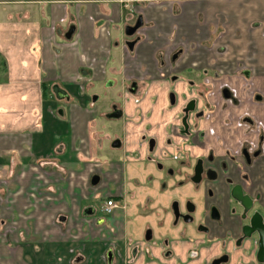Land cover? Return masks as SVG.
<instances>
[{
	"label": "crops",
	"instance_id": "obj_1",
	"mask_svg": "<svg viewBox=\"0 0 264 264\" xmlns=\"http://www.w3.org/2000/svg\"><path fill=\"white\" fill-rule=\"evenodd\" d=\"M190 100L210 106L184 149L213 156L207 233L171 225L165 174L145 162L151 138L171 158ZM102 119L119 126L112 156ZM245 142L250 165L226 155ZM256 215L264 226V0H0V264H264Z\"/></svg>",
	"mask_w": 264,
	"mask_h": 264
},
{
	"label": "flooded vegetation",
	"instance_id": "obj_2",
	"mask_svg": "<svg viewBox=\"0 0 264 264\" xmlns=\"http://www.w3.org/2000/svg\"><path fill=\"white\" fill-rule=\"evenodd\" d=\"M137 24H139V22H137L134 26H130L128 28L130 29L134 28ZM138 28L139 26L136 27V29L129 36H134ZM139 40L140 39L137 36V37H134V39L129 43L133 47V42H137ZM132 47H130V49ZM126 48L129 49V47H126ZM221 94L225 100H230L232 97V92L228 89H223L221 91ZM169 104L170 106L174 105V99H172V96H169ZM209 109H210V106L208 104H205L203 106V110L196 111L195 104L192 100H190L184 106L179 108L178 112L175 115L176 126L174 127V134L178 137V141L177 143H173L171 138L166 139V145L168 147H171L173 150V154L171 158L166 159V157H169V156L167 155L165 151H162L160 153V156L164 158L163 160L156 159V157H152V154L155 148V140L153 138L147 140V156H146L145 162H148V161L153 162L155 164L156 169L159 172L165 174V177L163 179L169 182H173L170 188L168 189L165 183H162L160 185V188L162 189V193H166L164 195L168 196V194H170L167 197L166 210L171 217V225L172 226L178 225L179 219L184 220V223L188 225H190V223L193 222V218L191 215L195 207L192 204L190 203L186 204L185 212H182L180 210L181 208L179 204V194H182L181 190L183 189L182 188L183 186L187 184H191L192 189L196 192H200L201 190V194L205 198L204 200L206 201L205 202L206 216H204L202 219L203 224L198 223V225L195 226V228L193 229L191 228V230L189 229L190 227H181V228H185L184 229L185 232L207 233L208 232V222H218L219 221V211L217 207L211 203V200L213 198V190L210 186L211 183L217 180V173L212 167L205 166L206 163L212 162L213 156L212 154L207 153L203 157H196L193 159V158H190L189 154L184 150L186 146L192 143V139L195 134V127H194L193 121L196 118L203 117L204 110H206L207 113H209ZM119 116H120V112L115 107H113L111 109V113L107 114L106 117L110 119H117L119 118ZM142 140H145L144 136ZM115 142L118 143L117 146H113V143ZM111 146L114 148H118L120 146V142L118 140H114L111 142ZM259 153L260 152L257 147H254L251 144H248L245 142L241 144L238 151L234 153L228 152L226 155L234 161L239 160L245 165H250L252 163V160L255 157H257ZM196 170H198L197 174L195 173ZM243 179H246L245 174H243ZM235 190L239 191V188H235ZM231 196H234L233 192ZM241 197H244L243 193ZM230 200L231 202L234 201V203L238 205V207H240L239 204H237L236 202L237 201L241 202V201L237 199H233V200L230 199ZM242 210H243L241 212L242 217L243 219H246L247 212L249 210L244 209V207L242 208ZM146 236L150 237V233L147 232ZM242 241L243 240L241 239H237L234 242L235 244L240 245Z\"/></svg>",
	"mask_w": 264,
	"mask_h": 264
},
{
	"label": "rangeland",
	"instance_id": "obj_3",
	"mask_svg": "<svg viewBox=\"0 0 264 264\" xmlns=\"http://www.w3.org/2000/svg\"><path fill=\"white\" fill-rule=\"evenodd\" d=\"M98 93H100L99 94L100 100H99L98 106H100V108L102 110H104L105 107L109 108L111 102H120V97L115 95L116 94V88L111 90L110 91L111 94L109 96H106V97L101 94V91H98ZM110 97H112V98H110ZM116 122L117 121L106 120V119H102V121L100 122V124H104V126H105L104 132H106V134L109 135V138L103 141V148H104V150H107L109 152L108 154H111V156L113 155V153H112V151H110L111 149H109V147H110L111 142L113 141L112 139L114 138V135L118 134L117 132H119V129H118L119 126H117V127L115 126V124H117ZM160 182L161 183H159V184L165 183L167 189L170 188V186L173 183V182H169L165 179H163V180L161 179ZM182 188H183L181 190L182 194H179V204H180V208H181L180 210L182 212H185V207H186V204H188V203L192 204L195 207V209L191 215L193 218V222L190 223V225H188V224L184 223V220L179 219L178 226L179 227H190L189 229L191 230V228L192 229L195 228V226H197L198 223L201 224L203 222L202 219L204 216H206V211H205V208H206L205 202L206 201L204 200L205 198L201 194V190H200V192L194 191L192 189L191 184H187V185L183 186ZM154 191L155 190H154V185H153V187H151L150 192L154 193ZM163 191H165V190H163ZM169 195L170 194H168V196ZM154 196H155V194H154ZM168 196H166V197H168ZM152 199H154V198H152ZM157 201H158V199H157ZM96 205L100 206V201H98ZM150 206L151 207L155 206L154 202H152L150 204ZM97 212H98V214H100L99 210ZM151 225L153 226L154 224H151Z\"/></svg>",
	"mask_w": 264,
	"mask_h": 264
},
{
	"label": "water",
	"instance_id": "obj_4",
	"mask_svg": "<svg viewBox=\"0 0 264 264\" xmlns=\"http://www.w3.org/2000/svg\"><path fill=\"white\" fill-rule=\"evenodd\" d=\"M139 24H137L134 28H127L126 29V34L127 35H131V33L136 29V27H138ZM129 47H131V44H128ZM118 143L115 142L113 143V146H117ZM195 173L197 174L198 173V170L195 171ZM235 189L233 190V197L236 198L237 200L241 201L244 209H248L249 207L246 205V203H249L250 204V201L247 197H241V194L240 192L239 193H235ZM260 223V217L259 216H253L252 220H251V225L250 227H247L246 229L248 230H257L259 232V236H260V240H259V245H260V248L262 249V252L264 253V226ZM247 231V230H246ZM146 238H149V236H146Z\"/></svg>",
	"mask_w": 264,
	"mask_h": 264
},
{
	"label": "built area",
	"instance_id": "obj_5",
	"mask_svg": "<svg viewBox=\"0 0 264 264\" xmlns=\"http://www.w3.org/2000/svg\"><path fill=\"white\" fill-rule=\"evenodd\" d=\"M116 204L114 203L113 200L111 199H108L106 202H105V205H104V212L106 214H110L115 208H116Z\"/></svg>",
	"mask_w": 264,
	"mask_h": 264
}]
</instances>
